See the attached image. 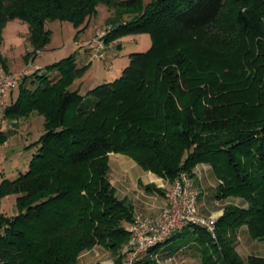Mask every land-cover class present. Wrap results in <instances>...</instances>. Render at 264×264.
<instances>
[{
  "label": "trees",
  "instance_id": "1",
  "mask_svg": "<svg viewBox=\"0 0 264 264\" xmlns=\"http://www.w3.org/2000/svg\"><path fill=\"white\" fill-rule=\"evenodd\" d=\"M227 1L0 0L4 65L8 21L28 24L29 62L50 43V21L85 28L101 3L113 24L106 43L141 32L153 41L149 50L131 53L118 78L85 93L80 91L91 61L79 66L71 53L36 66L20 82L16 100L6 102L11 120L41 114L44 132L31 143L37 152L29 168L0 182V264H74L96 245L120 251L130 238L127 224L135 211L111 182V152L127 154L172 181L182 170L193 177L197 163L210 162L221 180L216 196H243L249 203L225 207L216 219V237L204 225L188 224L134 264H162L157 253L171 241L173 251L197 243L204 264H264V256L245 259L237 248L243 225L254 239L264 240V13L251 16L238 9L233 31L232 24L221 22ZM199 32L209 46H231L237 39L245 45L233 69L251 86L246 98L215 95L213 85L223 71L198 72L193 65L198 52L191 46L179 49L181 36ZM12 194L16 210L8 213L3 199Z\"/></svg>",
  "mask_w": 264,
  "mask_h": 264
},
{
  "label": "rangeland",
  "instance_id": "2",
  "mask_svg": "<svg viewBox=\"0 0 264 264\" xmlns=\"http://www.w3.org/2000/svg\"><path fill=\"white\" fill-rule=\"evenodd\" d=\"M238 9H242V11L245 12L249 11L251 16H257L261 12L264 13V3L258 0H228L221 14V22L232 24L233 28L235 25L233 24V22H235L233 18L235 17ZM110 15L111 13L107 5L101 3L98 6V13L89 19L85 28L79 27L80 30L79 28L75 27L73 22L68 20L50 21L49 26L51 28V40L49 45H47V50L40 54L37 62L42 65H46L55 60H59L65 56H68L71 53H75L78 57V65L84 64L87 60L90 61V56L106 63L101 66V70H98L95 67L94 69H90V67L88 68L89 71L83 78L85 85L81 88V93H85L88 88L95 87L103 83L105 80H114L115 78H118L122 74L123 69L129 64L131 53L135 51L149 50L153 44V41L151 35L148 32H141L128 33L115 38L110 43H106L105 37L107 29L113 27V24L107 21ZM25 24L26 23L22 22L20 19H12L7 22L4 28V36L7 38L8 44L15 48L16 53L13 51V54H17V56L22 55L24 52V42L27 39L25 37L27 24ZM92 31V36L89 37L86 42H84L83 40ZM103 32H105V34H102ZM201 34L202 32L196 33V35L185 34L181 36L178 39L179 49L191 46V48L198 52L197 62H194L193 64L195 69H198V72L201 70L205 71V69L210 71L217 67L220 68V71H223L221 73L219 72L218 80L215 81V85H213L216 91L215 95L228 99L242 100V98H246L247 94H244V92L247 91V88L251 90V86H247V80L243 83L245 78L241 77H244L245 75L239 76V71H237L236 68L233 69V67L236 66L234 59L241 61L239 58L245 50V45L239 44L237 39L235 40L236 42L234 41L235 43H232L231 46L227 44V46H209L204 38H199ZM202 35H205L204 32ZM98 39L103 42L104 46L102 49L97 46L96 41ZM258 39L259 38H257V40ZM75 40H78L81 44H75ZM199 40L203 42V45ZM92 44L94 47L90 46ZM81 51L84 53L82 54L84 56L83 58L79 57ZM98 51H100V53ZM96 52L98 55H96ZM258 52V49H255L254 55L257 56ZM17 59L20 61L19 63H23V65L16 70L26 67L30 62H25L24 64V62L21 60V57ZM224 69L227 70L226 74L224 73ZM216 77L217 76L212 75L211 78ZM251 77L252 79L250 82L254 81L253 78H256V74L253 73ZM220 85H222V89H219ZM87 101L88 100H86V102ZM7 104L10 103L8 102ZM30 116L31 115L11 120L10 118L6 117L5 112H3V124L1 129L3 133V140L0 142V182L5 178L14 179L19 175L20 172L26 171L29 168L30 160L37 152L36 146H31V143L35 142L39 138L40 134L44 132V126L42 124V126L38 127L37 125H34L33 127L32 124H23L22 121H29ZM32 120L35 119L33 118ZM127 157L131 161L135 162V160L129 156ZM114 159L115 156H112V162H114ZM142 171V167L138 164H136V166H131V172L137 178H143V175L141 174ZM229 197L230 204L232 203L242 207H247L249 205L248 201L243 196L230 195ZM3 205L8 213L15 212V195L12 194L6 196L3 199ZM256 240L249 234L247 230H241L240 234H238L237 248L245 259L254 252H258L261 254V256H264V240H261L259 243L260 245L257 244ZM91 250L92 253H90V256L93 254L94 257H91L90 261L87 260L88 257H82L78 258L74 264H114L116 258L118 257L122 259V264H124L122 248L117 253H113L110 249L105 248L102 245H96L95 247L91 248ZM177 255L179 259L187 256L189 260L187 258L186 264H204L199 251V245L197 243H190L188 246L182 248V250H178ZM169 257L170 255L168 254L162 255L160 257L161 262L166 261L165 263L167 264H176L174 260L171 261V263L167 261ZM85 259L88 262L85 263ZM183 262L184 260L182 259L181 263Z\"/></svg>",
  "mask_w": 264,
  "mask_h": 264
},
{
  "label": "crops",
  "instance_id": "3",
  "mask_svg": "<svg viewBox=\"0 0 264 264\" xmlns=\"http://www.w3.org/2000/svg\"><path fill=\"white\" fill-rule=\"evenodd\" d=\"M26 28L27 30L25 37L27 39L24 42V52L20 56H17V54H13V51L14 53H16L15 52L16 50L13 46L8 44L7 38H5L4 36L5 34L3 33L4 39L1 46V54L4 58V62H5L4 66L8 70H16L17 68H20L23 65V63H19L20 61H18L17 59L19 57H21V60L24 62V64L25 62H28L25 60V54L28 51H31L33 49V46L29 40L28 24L26 25ZM92 34L93 31L90 32V34L83 41L86 42L87 39L92 36ZM75 44L80 45L81 43L78 40H75ZM47 47L48 46H46L45 49L40 50L36 58L30 62L33 63L35 66H45L37 62V60L40 54L43 51L47 50ZM82 54L84 53L81 51L79 57L83 58L84 56ZM89 58L91 61L90 69H94L95 67L96 69L101 70L100 69L101 66L106 64L103 61L93 59L92 57ZM87 61L89 62V60ZM87 61L85 63H88ZM88 71L89 70H87V72ZM18 94H19V85L8 92L6 96V102L7 103L14 102L18 97ZM33 118L36 120V122L35 120H32ZM22 123L26 125L32 124L33 127L34 125H37L39 127L42 126V124L44 123V117L41 114L33 113L31 114L29 121H22ZM112 156H115L114 162H112L111 160ZM127 156L129 155L123 153H116V152L110 153V157H109L110 179L112 184L116 188V194L120 198L127 197L133 202L135 214L141 213L146 216L158 217L166 205L165 194L166 191L172 186V180L166 176H160L153 171L145 170L141 165L140 166L143 169L141 173L143 175V178L135 177L131 172V166H136V164L138 163L136 161L135 162L131 161ZM129 157L132 158L131 156ZM193 182L194 185L192 187V190H194V192H196L198 195L197 204L200 214L208 218L217 219L220 215L224 213L225 207L228 204H230V197L218 198L216 196V190L221 180L218 178L210 162L202 161L196 164L193 170ZM129 224L130 223L127 224V227L129 226ZM241 230L248 231L247 226L243 225L240 228V231ZM172 236H174V234H172L170 237ZM171 242L170 243L168 242L167 244L163 245L160 251L157 253V255H159V260L161 261L160 257L162 255L168 254L170 255V257L166 259L170 263L171 261L174 260L176 264H183V263L186 264L188 257L185 256L184 258H182L184 262L181 263L182 259H179L177 255L178 250H182V248L173 251L171 248L172 247ZM256 242L257 244H259L261 240H256ZM90 253H92L91 249L83 253L79 258L88 257L87 260L90 261L91 257H94L93 254L92 256H90ZM251 254L261 255L258 252H254ZM87 260L85 259L84 262L85 263L88 262ZM165 262L166 261H162V264H167Z\"/></svg>",
  "mask_w": 264,
  "mask_h": 264
},
{
  "label": "built area",
  "instance_id": "4",
  "mask_svg": "<svg viewBox=\"0 0 264 264\" xmlns=\"http://www.w3.org/2000/svg\"><path fill=\"white\" fill-rule=\"evenodd\" d=\"M96 43L100 49L104 46L99 39ZM90 46L94 47L93 44ZM35 68L36 66L29 62L22 69L8 70L0 57V132L8 92L16 88ZM193 183V177L188 171H180L172 181V186L166 191V205L158 217L135 214L128 226L130 238L122 247L124 264H134L152 247L164 242L174 231L188 224L204 225L213 237H216V219L200 214L197 204L198 195L192 190Z\"/></svg>",
  "mask_w": 264,
  "mask_h": 264
}]
</instances>
